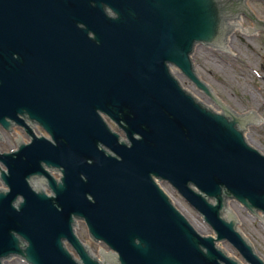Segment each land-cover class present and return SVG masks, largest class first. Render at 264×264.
Listing matches in <instances>:
<instances>
[{
  "label": "water",
  "instance_id": "obj_1",
  "mask_svg": "<svg viewBox=\"0 0 264 264\" xmlns=\"http://www.w3.org/2000/svg\"><path fill=\"white\" fill-rule=\"evenodd\" d=\"M246 1L0 0V125L36 121L52 136L0 149L8 187L0 191V264L13 256L101 264L74 233L73 215L115 251L114 264H240L222 241L264 264L236 219L223 216L231 199L264 213V153L191 58L197 44L224 46L227 18L257 20ZM173 66L225 113L199 101ZM44 165L63 169L60 184L50 177L54 197L32 186L49 176ZM155 178L172 184L216 238L192 223L198 233Z\"/></svg>",
  "mask_w": 264,
  "mask_h": 264
},
{
  "label": "rangeland",
  "instance_id": "obj_2",
  "mask_svg": "<svg viewBox=\"0 0 264 264\" xmlns=\"http://www.w3.org/2000/svg\"><path fill=\"white\" fill-rule=\"evenodd\" d=\"M249 7L254 12L260 23H264V2L261 0H248ZM242 28H234L226 43L227 51L217 50L210 46L198 45L193 53V60L201 78L209 86H213L222 103L231 111L240 112L248 123L245 125V136L250 142L255 143V148L264 153V30L254 32L255 23L252 19L242 15ZM249 32V35L244 33ZM185 84L195 96L211 108L223 110L203 91H200L177 68H174ZM251 119L252 121H249ZM27 136L19 130L12 133L3 131L0 140V149L15 150ZM165 190L172 198L174 205L188 217L191 223H196L201 233L213 230L203 220L202 216L194 210L169 184L164 182ZM0 188H5L0 180ZM225 216H232L237 221L241 233L247 234L249 241L254 242V249L264 259V214H253L237 201H229ZM77 234H82V241L88 244L94 257L104 263H109L108 256L111 251L104 244L93 241L85 226ZM214 234V232H213ZM227 248L229 254L247 264L237 251L228 242L218 244ZM6 264H27L19 258H11Z\"/></svg>",
  "mask_w": 264,
  "mask_h": 264
},
{
  "label": "flooded vegetation",
  "instance_id": "obj_3",
  "mask_svg": "<svg viewBox=\"0 0 264 264\" xmlns=\"http://www.w3.org/2000/svg\"><path fill=\"white\" fill-rule=\"evenodd\" d=\"M32 124H34V123H32ZM16 128H18L19 131H21L22 133H24L25 136H27V139H28V140L30 139V136L28 135V133L26 132V130L24 129V127H16ZM35 128H36V126H35ZM37 130H39V129H37ZM44 133H45V134H43V135H45L46 137H48V138H52V137H51V134L48 133L45 129H44ZM28 140H27V141H28ZM48 170L50 171V173H51L52 175H54L56 178H58V180H60V178H61L62 175H63V171H62V169H60V168H58V167L50 166V167L48 168ZM46 189H47L48 191H51L48 187H47ZM80 225H81V222H80V224H79V227H80Z\"/></svg>",
  "mask_w": 264,
  "mask_h": 264
},
{
  "label": "bare ground",
  "instance_id": "obj_4",
  "mask_svg": "<svg viewBox=\"0 0 264 264\" xmlns=\"http://www.w3.org/2000/svg\"><path fill=\"white\" fill-rule=\"evenodd\" d=\"M236 27H239V28H241L242 26H241V24H239V22H238V24H237V26Z\"/></svg>",
  "mask_w": 264,
  "mask_h": 264
}]
</instances>
